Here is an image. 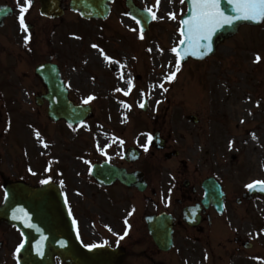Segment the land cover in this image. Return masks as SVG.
<instances>
[{"label":"rangeland","instance_id":"obj_1","mask_svg":"<svg viewBox=\"0 0 264 264\" xmlns=\"http://www.w3.org/2000/svg\"><path fill=\"white\" fill-rule=\"evenodd\" d=\"M14 1L18 9L25 4V0ZM68 1L62 2L66 15L54 22L36 20L34 8L28 6L25 20L34 23L32 47L28 56L21 54L17 70L26 74L20 80L14 78L10 90L15 95L5 94L9 104L0 110L3 157L11 174L16 168L23 178L39 180L45 175L29 168L37 166L39 171L46 161L49 175L61 169L68 188L78 187L85 169L82 161L111 157L105 141L114 151V145L136 132L138 138L147 128L149 133L158 130L170 138L189 163L184 170L188 176L214 173L235 193L264 181V24L242 27L201 64L177 68L173 49L180 41L178 19L184 8L180 0H141L156 17L143 37L136 34L120 0L105 22H86L67 14ZM49 53L73 103L93 108L92 118L80 127L52 123L46 110L32 101L42 86L24 64L40 63ZM118 79L120 86L126 83L123 89ZM144 100L148 108L142 112L139 106ZM189 115L202 122L201 127L188 122ZM167 166L162 168L164 178L172 172ZM228 227V233L242 234L260 247L264 200L229 215ZM258 249L233 255L229 264H264L260 259L264 250Z\"/></svg>","mask_w":264,"mask_h":264},{"label":"flooded vegetation","instance_id":"obj_2","mask_svg":"<svg viewBox=\"0 0 264 264\" xmlns=\"http://www.w3.org/2000/svg\"><path fill=\"white\" fill-rule=\"evenodd\" d=\"M37 2L31 0V5L36 7ZM0 5L12 9L0 28L1 110L2 92L13 89L11 79L19 77L17 70L22 63L18 47L20 23L14 2L0 0ZM24 65L30 72L31 67ZM144 136L140 139L145 138L147 150L135 146L140 149L135 159L126 160L123 155L111 160L112 166L125 172L123 177L101 187L93 178L83 175L78 191H65L82 243L108 248L119 264H226L228 254L253 252L257 248L254 241L228 234V219L229 215L236 216L239 208L249 207L254 199H244L243 192L230 194L228 187L210 174L206 178L216 180L220 190L216 195L218 207L207 205L204 178L184 172L188 163L170 141L165 140L163 150H158L156 143L151 141L149 145ZM165 152L171 155L167 161L173 167L166 178L160 170V157ZM3 155L4 140L0 134V203L5 184L21 180L6 175ZM165 239L167 243L163 242ZM20 243L18 232L0 224V264L17 263Z\"/></svg>","mask_w":264,"mask_h":264},{"label":"water","instance_id":"obj_3","mask_svg":"<svg viewBox=\"0 0 264 264\" xmlns=\"http://www.w3.org/2000/svg\"><path fill=\"white\" fill-rule=\"evenodd\" d=\"M110 0H71L69 8L79 12L84 19H105L109 13L107 3ZM187 12L181 18V45L179 61L185 63L189 58L203 60L211 55L217 45L224 39L237 32L241 25L257 26L262 20H234L231 24L218 27L210 40L201 41L204 45L196 55H192L188 48L183 21L192 14V0H184ZM40 12L48 17H59V0H40ZM129 6V4H127ZM131 9V8H130ZM220 9L226 16H235L233 5L229 0H220ZM134 19L139 21L142 30L150 22L147 16L131 9ZM2 15L0 14V17ZM210 47L211 50H208ZM201 53H203L201 55ZM36 74L47 86L48 93L44 97L49 102L48 116L57 121L64 119L69 125L81 122L90 113L89 107H73L67 99V91L60 80L55 65L46 64L36 68ZM37 104H41L37 100ZM252 191H259L255 187ZM0 221L15 226L23 235V247L20 249L19 264H54L58 258L65 264H102L98 263V253L93 249H84L75 236L72 226L66 217L64 203L59 191L54 185H44L40 188H31L23 184H12L6 187V199L0 207Z\"/></svg>","mask_w":264,"mask_h":264},{"label":"snow or ice","instance_id":"obj_4","mask_svg":"<svg viewBox=\"0 0 264 264\" xmlns=\"http://www.w3.org/2000/svg\"><path fill=\"white\" fill-rule=\"evenodd\" d=\"M183 2V0H182ZM229 3L233 5V11L236 13L235 16H226L220 9V0H192V14L182 23L185 26V30L182 35L185 36L188 48L185 50L190 51L192 55H196L197 51L203 47L201 41L210 40L212 34L217 30L218 27H222L225 24H231L234 20H264V0H229ZM31 0H25V5L19 9V23L22 30H27L25 24V13L28 11ZM151 13L152 18L155 19V13L148 9ZM139 23V21H137ZM28 42V37H25V43ZM185 43V41H181ZM95 47V45H94ZM208 50H211L210 47ZM177 56H180V52L177 49H173ZM203 53H201L202 55ZM260 57L257 55V61ZM177 68H179V59L177 60ZM175 73L172 74L174 76ZM171 79V76L169 77ZM119 90V89H118ZM89 97L88 100H91ZM85 101V103L88 102ZM143 107V105H141ZM37 135H39L37 133ZM151 141V137H149ZM147 150V146H145ZM249 189L259 187L261 191H264V181H255L252 184L247 185ZM126 234V233H125ZM23 247V245H21ZM93 247H95L93 245ZM19 251V249H17Z\"/></svg>","mask_w":264,"mask_h":264},{"label":"bare ground","instance_id":"obj_5","mask_svg":"<svg viewBox=\"0 0 264 264\" xmlns=\"http://www.w3.org/2000/svg\"><path fill=\"white\" fill-rule=\"evenodd\" d=\"M121 83H122V80H121V79H118V80H117V85H118L119 88H122V89H123V86H124V84H126V83H123V84L120 86Z\"/></svg>","mask_w":264,"mask_h":264}]
</instances>
